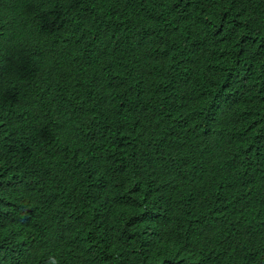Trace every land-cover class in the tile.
I'll use <instances>...</instances> for the list:
<instances>
[{"label":"trees","instance_id":"obj_1","mask_svg":"<svg viewBox=\"0 0 264 264\" xmlns=\"http://www.w3.org/2000/svg\"><path fill=\"white\" fill-rule=\"evenodd\" d=\"M0 264H264V0H0Z\"/></svg>","mask_w":264,"mask_h":264},{"label":"clouds","instance_id":"obj_2","mask_svg":"<svg viewBox=\"0 0 264 264\" xmlns=\"http://www.w3.org/2000/svg\"><path fill=\"white\" fill-rule=\"evenodd\" d=\"M232 212H234V213H243L242 211H232Z\"/></svg>","mask_w":264,"mask_h":264}]
</instances>
